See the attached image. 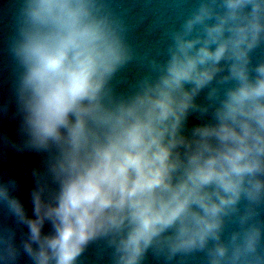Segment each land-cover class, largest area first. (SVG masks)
I'll list each match as a JSON object with an SVG mask.
<instances>
[{
    "label": "clouds",
    "instance_id": "9594fccd",
    "mask_svg": "<svg viewBox=\"0 0 264 264\" xmlns=\"http://www.w3.org/2000/svg\"><path fill=\"white\" fill-rule=\"evenodd\" d=\"M136 29L125 0H16L4 139L40 160L31 216L0 182L27 228L0 232V264H264V0Z\"/></svg>",
    "mask_w": 264,
    "mask_h": 264
},
{
    "label": "water",
    "instance_id": "95a60500",
    "mask_svg": "<svg viewBox=\"0 0 264 264\" xmlns=\"http://www.w3.org/2000/svg\"><path fill=\"white\" fill-rule=\"evenodd\" d=\"M15 3L16 0H0V182H6L10 177L17 180L18 188L13 194L23 202L28 215L31 216L30 190L34 186L31 169L38 166L40 157L34 152L17 151L4 139L5 136L11 140L19 139L18 119L12 116L14 105L10 106L7 114L3 111V105L11 97L12 73L10 58L6 51V40L11 30ZM125 3L133 9L134 22L137 25L136 36L141 41H163L166 29L178 25L194 0H125ZM261 55H264V49H257L254 62L255 58ZM7 228H16V243L19 245L21 231L26 232L27 228H17L14 217L8 213L3 204H0V232ZM44 231H49L48 224H45ZM85 255L89 257L86 264H92L95 259L93 249L89 248ZM16 264H32V261L21 250ZM150 264L157 262L151 261ZM191 264H204V262L199 260Z\"/></svg>",
    "mask_w": 264,
    "mask_h": 264
}]
</instances>
